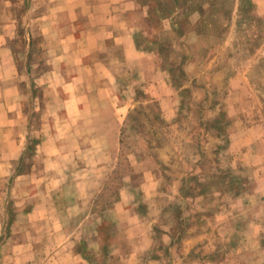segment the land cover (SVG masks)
<instances>
[{"label":"rangeland","instance_id":"1","mask_svg":"<svg viewBox=\"0 0 264 264\" xmlns=\"http://www.w3.org/2000/svg\"><path fill=\"white\" fill-rule=\"evenodd\" d=\"M0 32V264H264V0H0Z\"/></svg>","mask_w":264,"mask_h":264},{"label":"crops","instance_id":"2","mask_svg":"<svg viewBox=\"0 0 264 264\" xmlns=\"http://www.w3.org/2000/svg\"><path fill=\"white\" fill-rule=\"evenodd\" d=\"M117 5H119V3ZM54 13L43 17L44 20L41 21V27L40 28H41V31H42L43 35L45 36L46 40L47 41H71L69 38V37H71V34H66V33L63 34L64 29H66V28L68 29L70 27H68V26L66 27V23H63V22L60 23V21H63V19L60 17V14H59L60 12L58 10L55 11ZM55 15H56V17H55ZM89 16H90V21H92L94 24H98V22H100V21H98V20H100L99 19L100 16L103 17L102 19L106 18L107 20H108V17H111V16H108V12L105 13V16L101 12H96L95 14H91ZM110 20H112V19H110ZM96 26L100 27L98 25H96ZM110 28H113V27L110 26ZM3 33L4 32H0V53L3 51L5 53H8L9 49L6 46L7 45V37L5 36L6 33H4V34Z\"/></svg>","mask_w":264,"mask_h":264},{"label":"trees","instance_id":"3","mask_svg":"<svg viewBox=\"0 0 264 264\" xmlns=\"http://www.w3.org/2000/svg\"><path fill=\"white\" fill-rule=\"evenodd\" d=\"M29 148H32V149H34L35 147H33V146L29 145Z\"/></svg>","mask_w":264,"mask_h":264}]
</instances>
